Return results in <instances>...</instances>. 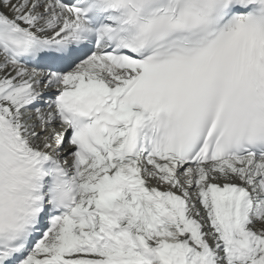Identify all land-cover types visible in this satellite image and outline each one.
I'll return each mask as SVG.
<instances>
[{
    "label": "snow or ice",
    "instance_id": "6c2138e0",
    "mask_svg": "<svg viewBox=\"0 0 264 264\" xmlns=\"http://www.w3.org/2000/svg\"><path fill=\"white\" fill-rule=\"evenodd\" d=\"M0 264H264V0H0Z\"/></svg>",
    "mask_w": 264,
    "mask_h": 264
}]
</instances>
